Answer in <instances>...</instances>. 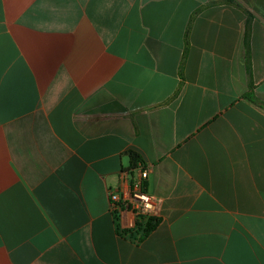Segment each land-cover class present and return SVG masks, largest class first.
Here are the masks:
<instances>
[{
    "label": "crops",
    "instance_id": "1",
    "mask_svg": "<svg viewBox=\"0 0 264 264\" xmlns=\"http://www.w3.org/2000/svg\"><path fill=\"white\" fill-rule=\"evenodd\" d=\"M0 264H264V0H0Z\"/></svg>",
    "mask_w": 264,
    "mask_h": 264
},
{
    "label": "built area",
    "instance_id": "2",
    "mask_svg": "<svg viewBox=\"0 0 264 264\" xmlns=\"http://www.w3.org/2000/svg\"><path fill=\"white\" fill-rule=\"evenodd\" d=\"M137 177L129 184L125 193L108 190V200L111 211L130 209L138 220L150 218L155 213V197L144 190V181L147 179L148 169H136Z\"/></svg>",
    "mask_w": 264,
    "mask_h": 264
},
{
    "label": "trees",
    "instance_id": "3",
    "mask_svg": "<svg viewBox=\"0 0 264 264\" xmlns=\"http://www.w3.org/2000/svg\"><path fill=\"white\" fill-rule=\"evenodd\" d=\"M126 154L128 155L131 163V168L138 169L139 167L145 168L144 162L141 158V155L138 151L135 149H128L126 151ZM143 222V223H142ZM154 224V219L152 218H145L142 220L136 221L137 228L144 227V230L147 232Z\"/></svg>",
    "mask_w": 264,
    "mask_h": 264
}]
</instances>
